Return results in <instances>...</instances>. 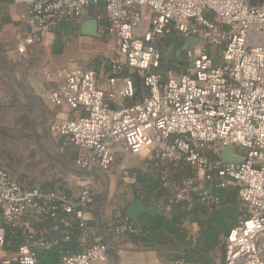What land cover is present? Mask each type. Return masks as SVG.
I'll return each instance as SVG.
<instances>
[{"label":"built area","instance_id":"built-area-1","mask_svg":"<svg viewBox=\"0 0 264 264\" xmlns=\"http://www.w3.org/2000/svg\"><path fill=\"white\" fill-rule=\"evenodd\" d=\"M27 3L28 35L18 46L21 54L46 40L61 21L88 19L90 10L104 4L114 42L108 89L99 87L96 71L63 68L62 85L49 94L58 106L83 110L86 115L52 126L82 153L76 165L87 171L112 169L116 150L147 153L155 165L185 162L198 175L184 180L165 207L188 202L218 204V190L235 185L246 216L224 242L226 264H264V0H17ZM173 34L185 43L190 71L178 74L164 61L162 47ZM50 78V76H47ZM142 83L141 99L135 80ZM120 86V91L117 89ZM232 147L241 163L224 162L222 149ZM214 177L219 180L213 181ZM165 187L171 183L163 177ZM97 181L90 176L77 195L43 191L20 185L0 168V253L10 238H21L17 252L1 264H40V253L58 240L37 235L25 216L29 208L52 218L58 213L64 228L71 219L89 231V209ZM115 234L137 235L140 229L115 214ZM60 230L55 225L54 232ZM65 240H69L64 231ZM63 254V252H61ZM62 264H120L107 244L97 241L80 254H64Z\"/></svg>","mask_w":264,"mask_h":264},{"label":"crops","instance_id":"crops-1","mask_svg":"<svg viewBox=\"0 0 264 264\" xmlns=\"http://www.w3.org/2000/svg\"><path fill=\"white\" fill-rule=\"evenodd\" d=\"M28 11L27 3H20L17 0H0V110H25L28 121L24 128L35 131L34 140L36 142H44L53 147L55 153L47 156V167L53 172L40 178L37 189L77 195L83 182L90 176H94L97 181L96 194L98 196L89 209L88 218L92 235L88 244H94L97 241L107 244L120 264H184L172 261L157 248L139 247L131 241H125V237L117 236L113 231L115 214L120 210L125 211L126 214L129 205L141 201L135 199L134 171L147 169V153L135 155L126 153L118 147L112 169L103 171L99 167H94L92 171H87L76 165V160L82 151L74 146L67 136L51 131L55 124L86 115L83 110H72L67 105L58 106L49 100V94L62 85L61 69L81 67V64L73 59L72 55L76 53L66 59L62 58L66 53L67 44L61 55L53 54L52 47L56 38L55 26L46 40L30 47L26 54H21L18 46L28 35L30 29L28 22L23 18ZM78 21L77 23H80L79 36L82 39L93 38L81 34L84 20ZM169 38L171 36L165 40L164 45ZM107 72H101L98 75L99 87L105 90L108 86L103 77ZM117 89L120 91V86ZM140 98L141 96L137 95L133 100L122 99L120 104L130 105L139 101ZM0 168L9 173L1 165ZM9 175L24 187L36 188L29 184H22L10 173ZM155 205L162 212L160 203L156 202ZM38 214L40 212H27L25 218L37 235L44 236L48 223L44 218L38 217ZM185 226L191 235L198 236V224L187 222ZM86 242L87 240L81 241L82 244ZM4 254H7L6 250ZM223 262L224 260L220 258L215 261V264H223Z\"/></svg>","mask_w":264,"mask_h":264},{"label":"trees","instance_id":"trees-1","mask_svg":"<svg viewBox=\"0 0 264 264\" xmlns=\"http://www.w3.org/2000/svg\"><path fill=\"white\" fill-rule=\"evenodd\" d=\"M89 17L98 20L101 32L105 36L109 22L104 4L94 6ZM77 22L79 21H61L54 25L56 37L52 47L54 55H61L67 44V39L80 30V23ZM184 41L181 35L173 34L166 42V46L182 47ZM86 69L94 70L99 75L101 72L110 70V62L102 66L99 61L96 66H89ZM135 85L138 89L137 95L141 96V81L135 80ZM134 172L136 177L135 199L143 201L149 207H153L156 202H159L163 215L142 214L138 224L131 220L140 229V232L137 235L125 234L121 236L125 237V241H131L139 247L157 248L172 261L184 264H215L217 259L224 260L225 239L229 232L238 225L239 220L246 216V208L240 198L237 186L230 185L218 190L217 193L220 197L218 204L202 203L197 196H193L190 201L174 205L170 211H166L165 207L169 198L184 180L196 177L194 175L196 171L185 162H167L158 165L148 162L145 171L138 169ZM165 176L171 183L170 187L164 186L163 177ZM218 180V177H214L208 186L211 187L212 182ZM97 196L98 194L95 195L93 203ZM119 212L125 216V211L120 210ZM37 216L44 218L48 223V231L46 229L44 236L58 240L57 245L51 250L40 253V264H62L64 254H80L93 245L88 244L92 235L90 225L88 233H83L75 219H71L70 228H64L60 223V218H64L65 215L61 212L58 213V218H52L49 210H45ZM187 222L198 224V236L190 234L185 226ZM55 225L60 226L58 232L53 231ZM115 226L114 219V232ZM64 231L68 232V241L65 240ZM82 240H87V242L82 244ZM20 244V237L10 238V244L5 248L7 254L17 252ZM223 264H226L225 260Z\"/></svg>","mask_w":264,"mask_h":264},{"label":"rangeland","instance_id":"rangeland-1","mask_svg":"<svg viewBox=\"0 0 264 264\" xmlns=\"http://www.w3.org/2000/svg\"><path fill=\"white\" fill-rule=\"evenodd\" d=\"M74 36L76 37L73 38ZM74 36L67 39V50L63 59L76 53L72 55L73 59L83 68L94 67L99 61L102 66L111 61L114 42L107 34L103 38L82 39L76 32ZM162 50L165 64H169L170 69L178 74L191 70L187 63L185 45H164ZM24 111L0 110V165L22 184L37 188L40 178L53 172L47 167V156L55 152L47 143L34 140L35 131L24 128L28 121ZM194 175H198L197 172ZM4 256V253H0V264Z\"/></svg>","mask_w":264,"mask_h":264},{"label":"water","instance_id":"water-1","mask_svg":"<svg viewBox=\"0 0 264 264\" xmlns=\"http://www.w3.org/2000/svg\"><path fill=\"white\" fill-rule=\"evenodd\" d=\"M81 34L84 36H89L93 38H103V34L100 32L99 22L95 18L85 19L81 26ZM199 40L196 38H191L187 40L185 47L190 48L198 44ZM222 159L224 162H236L241 163L243 160L234 154V149L232 147H225L222 149ZM28 212H39V210L34 208H29ZM141 214H151V215H163L159 210L158 206L155 205L153 208L148 207L142 201H136L129 205L126 209V217L133 220L137 224L139 223V216Z\"/></svg>","mask_w":264,"mask_h":264}]
</instances>
